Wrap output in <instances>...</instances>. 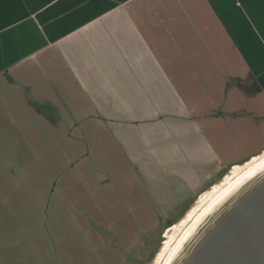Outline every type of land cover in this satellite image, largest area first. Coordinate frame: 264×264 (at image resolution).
Returning a JSON list of instances; mask_svg holds the SVG:
<instances>
[{
  "label": "crops",
  "instance_id": "obj_1",
  "mask_svg": "<svg viewBox=\"0 0 264 264\" xmlns=\"http://www.w3.org/2000/svg\"><path fill=\"white\" fill-rule=\"evenodd\" d=\"M0 66L15 123H75L95 153L107 133L168 223L264 151L230 159L233 129L211 117L242 129V88L264 117V0H0Z\"/></svg>",
  "mask_w": 264,
  "mask_h": 264
},
{
  "label": "rangeland",
  "instance_id": "obj_2",
  "mask_svg": "<svg viewBox=\"0 0 264 264\" xmlns=\"http://www.w3.org/2000/svg\"><path fill=\"white\" fill-rule=\"evenodd\" d=\"M228 63L239 64L231 49ZM1 71L0 66V82L10 80ZM6 92L0 88V99ZM251 95L260 98L257 89L242 88L238 99L244 104L231 108L244 116L243 130L233 115L212 108L213 123L225 120L233 129L235 137L226 135L233 160L264 148V117L240 109L256 105ZM7 112V105L0 104V264H133L135 257L148 258L166 220L129 165L121 158L116 162L110 136L97 140L103 152L95 153L79 130L71 132L75 123L71 129L31 121L20 126ZM222 174L213 183L228 173ZM159 252L151 264H157Z\"/></svg>",
  "mask_w": 264,
  "mask_h": 264
},
{
  "label": "water",
  "instance_id": "obj_3",
  "mask_svg": "<svg viewBox=\"0 0 264 264\" xmlns=\"http://www.w3.org/2000/svg\"><path fill=\"white\" fill-rule=\"evenodd\" d=\"M172 264H264V168L209 212Z\"/></svg>",
  "mask_w": 264,
  "mask_h": 264
},
{
  "label": "bare ground",
  "instance_id": "obj_4",
  "mask_svg": "<svg viewBox=\"0 0 264 264\" xmlns=\"http://www.w3.org/2000/svg\"><path fill=\"white\" fill-rule=\"evenodd\" d=\"M264 168V151L244 164L234 166L218 184L204 191L186 217L166 230L165 249L159 252L157 264H172L174 258L194 232L195 228L207 217L209 212L228 194L247 178L257 174ZM179 237V240L177 239Z\"/></svg>",
  "mask_w": 264,
  "mask_h": 264
},
{
  "label": "flooded vegetation",
  "instance_id": "obj_5",
  "mask_svg": "<svg viewBox=\"0 0 264 264\" xmlns=\"http://www.w3.org/2000/svg\"><path fill=\"white\" fill-rule=\"evenodd\" d=\"M172 220H174V219H171V221H172ZM175 224H176V223H175ZM173 225H174V224H173ZM173 225H171V226H173ZM171 226H169V223L166 222V225H165V226L163 227V229L160 230V232H159V233H160V239H159L158 246L155 248V250L150 254V256H149L148 258L141 259V258L138 256V258H139L140 260H142V261L138 260L137 257H135V262H133V264H151V263L154 261V259H155L156 255H157V253L159 252L162 243L164 242V235H165L166 230L169 229Z\"/></svg>",
  "mask_w": 264,
  "mask_h": 264
},
{
  "label": "trees",
  "instance_id": "obj_6",
  "mask_svg": "<svg viewBox=\"0 0 264 264\" xmlns=\"http://www.w3.org/2000/svg\"><path fill=\"white\" fill-rule=\"evenodd\" d=\"M257 156V155H256ZM253 158V157H252ZM251 159V158H250ZM250 159H248V160H250ZM247 160V161H248ZM245 162H243V163H241V164H244ZM234 167V166H233ZM231 168H229V169H227L225 172H223V174H222V176H225L227 173H228V171L230 170ZM213 184H211V186H212ZM202 192H198V193H195V194H193L192 195V197H191V199H190V204L187 206V208H185V210L182 212V214H180L179 216H178V218L177 219H175L174 221H172V222H170L169 223V226H171V225H175V223H178L183 217H184V213L188 210V208H189V206L197 199V197L201 194ZM173 225V226H174ZM172 227V226H171Z\"/></svg>",
  "mask_w": 264,
  "mask_h": 264
}]
</instances>
